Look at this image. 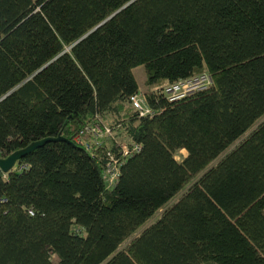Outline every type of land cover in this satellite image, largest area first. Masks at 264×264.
Returning <instances> with one entry per match:
<instances>
[{"label": "trees", "instance_id": "16d2710c", "mask_svg": "<svg viewBox=\"0 0 264 264\" xmlns=\"http://www.w3.org/2000/svg\"><path fill=\"white\" fill-rule=\"evenodd\" d=\"M262 7L0 0V156L65 138L0 168V264H264ZM139 64L152 116L129 103ZM202 71L207 87L161 92ZM100 117L140 144L112 187V141H74Z\"/></svg>", "mask_w": 264, "mask_h": 264}, {"label": "built area", "instance_id": "2783aa9c", "mask_svg": "<svg viewBox=\"0 0 264 264\" xmlns=\"http://www.w3.org/2000/svg\"><path fill=\"white\" fill-rule=\"evenodd\" d=\"M211 82V75L207 71H202L164 83L161 92L168 100L174 101L193 91L207 87ZM129 103L139 116H152L155 113V109L149 104L144 92L141 90L136 91L129 97ZM109 140L112 141L113 145H109L106 151L107 161L103 170V178L106 186L112 187L119 177L121 163L129 155L138 151L140 144L125 136L120 129L113 127L109 120L101 117L85 124L74 136V141L88 151H92L93 147ZM30 212L32 211L30 210Z\"/></svg>", "mask_w": 264, "mask_h": 264}, {"label": "water", "instance_id": "95a60500", "mask_svg": "<svg viewBox=\"0 0 264 264\" xmlns=\"http://www.w3.org/2000/svg\"><path fill=\"white\" fill-rule=\"evenodd\" d=\"M118 10H116L114 13H112L109 17H111L113 14H115ZM109 17H107L106 19H108ZM104 21L98 23L93 29H95L96 27L101 25ZM6 94H8V92ZM4 96L5 95H3V97ZM3 97H1V98H3ZM61 139H65V138L63 136H55V137L48 136V137H43L41 139L33 140L29 144H27L26 146L14 150L6 156H0V168L2 169L3 172H9L14 168V166H15V164L19 158L26 155L27 153H29L30 151H32L36 147H39L48 141L61 140Z\"/></svg>", "mask_w": 264, "mask_h": 264}, {"label": "rangeland", "instance_id": "374dc122", "mask_svg": "<svg viewBox=\"0 0 264 264\" xmlns=\"http://www.w3.org/2000/svg\"><path fill=\"white\" fill-rule=\"evenodd\" d=\"M254 15L258 18V19H262L264 21V7H262L261 9H259L256 13H254ZM133 73L134 76L137 80L138 86H139V90L145 92L146 89L148 88V85L145 84V78H146V74H145V67L143 64H139L137 66H135L133 68ZM184 154H186V150L185 149H181L179 151L176 152L175 156L176 158L180 159ZM162 208L159 209L151 218H149L146 224H149L150 222H152L157 216H159V214L161 213ZM142 228V227H141ZM140 228V229H141ZM139 229V230H140ZM138 230V231H139ZM127 241H125L123 244H125ZM54 259H56V257H54ZM201 264H205V263H201Z\"/></svg>", "mask_w": 264, "mask_h": 264}]
</instances>
